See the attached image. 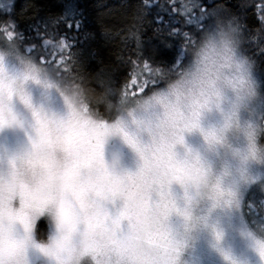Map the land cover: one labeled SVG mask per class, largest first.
<instances>
[{"label": "clouds", "instance_id": "9594fccd", "mask_svg": "<svg viewBox=\"0 0 264 264\" xmlns=\"http://www.w3.org/2000/svg\"><path fill=\"white\" fill-rule=\"evenodd\" d=\"M248 45L241 20L213 9L178 66L133 95L0 37V264H203L201 242L221 264H264V221L242 215L251 186L264 191Z\"/></svg>", "mask_w": 264, "mask_h": 264}, {"label": "trees", "instance_id": "16d2710c", "mask_svg": "<svg viewBox=\"0 0 264 264\" xmlns=\"http://www.w3.org/2000/svg\"><path fill=\"white\" fill-rule=\"evenodd\" d=\"M185 2L176 0L174 10L181 11V16L179 6ZM199 4L201 11L219 8L241 20L249 37L248 50L257 61V75L264 82V43L258 46V38L264 36V0H199ZM156 16L157 8L145 7L144 0H4L0 4V37L19 40L42 64L50 51L52 56L47 59L54 57L56 63L51 66L60 72L80 71L107 79L137 95L155 86L170 65L178 66L179 56L207 22L205 17L199 26L188 25L177 17L180 22L173 27L181 34L162 37ZM66 21L79 27L69 28ZM46 32L50 47L43 43ZM65 36L71 47L64 48L60 57L59 41ZM242 215L249 223L264 221V191L259 184L246 192ZM46 230V219L41 218L37 232Z\"/></svg>", "mask_w": 264, "mask_h": 264}, {"label": "snow or ice", "instance_id": "6c2138e0", "mask_svg": "<svg viewBox=\"0 0 264 264\" xmlns=\"http://www.w3.org/2000/svg\"><path fill=\"white\" fill-rule=\"evenodd\" d=\"M144 6L147 8L156 7L157 8V24L160 25V27L157 29V32L163 37L165 35H176L181 34L178 32L173 25L176 23H179L180 21L177 19V17H181V19L184 20V22L188 25H197L199 26L205 17H207L210 14V11L200 10L201 5L198 3L196 5H193L191 0H186L185 3L180 4V9L183 10V15L181 16V11L174 10L176 9V0H165L163 4L159 3V0H156L155 3L151 2V0H144ZM163 13V14H161ZM198 13V14H197ZM69 28L75 26L79 27V24L76 22H65ZM202 30V29H201ZM49 35L48 32L45 33V36L43 38L44 45L50 47V41L46 39ZM183 35L186 37L188 34L183 33ZM7 38V37H6ZM15 39V38H13ZM55 39V37H53ZM67 36H65V39L62 41H59L60 45V51L57 53L60 57H63V49L71 47V45L66 43ZM264 43V36H261L258 38V46L259 44ZM31 52V48L29 49ZM47 56H52V53L50 51L47 52ZM47 56L45 58V63L48 65H52L56 63V59L53 57L51 60L47 59ZM62 63H66V61H61Z\"/></svg>", "mask_w": 264, "mask_h": 264}, {"label": "rangeland", "instance_id": "374dc122", "mask_svg": "<svg viewBox=\"0 0 264 264\" xmlns=\"http://www.w3.org/2000/svg\"><path fill=\"white\" fill-rule=\"evenodd\" d=\"M4 3V0H0V4ZM46 219V218H45ZM225 242L230 244L237 254H245L249 256L253 261L256 259L254 253L248 246L247 241L240 238L231 230L225 238ZM197 258L203 260V264H221V259L217 253L207 246L206 243L201 242L196 250Z\"/></svg>", "mask_w": 264, "mask_h": 264}]
</instances>
